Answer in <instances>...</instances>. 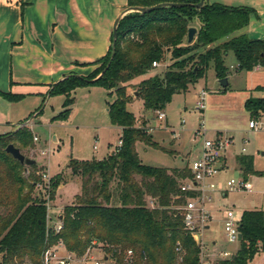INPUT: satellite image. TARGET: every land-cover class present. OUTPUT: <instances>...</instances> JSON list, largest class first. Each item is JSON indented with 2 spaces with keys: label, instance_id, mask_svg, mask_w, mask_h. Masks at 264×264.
<instances>
[{
  "label": "trees",
  "instance_id": "16d2710c",
  "mask_svg": "<svg viewBox=\"0 0 264 264\" xmlns=\"http://www.w3.org/2000/svg\"><path fill=\"white\" fill-rule=\"evenodd\" d=\"M166 2L189 5L123 15L114 48L111 45L97 61L101 67L87 76L67 75L48 91L49 96L65 97L62 110L52 120H66L74 102L72 91L87 86L104 88L107 95H115L108 103L109 121L121 128V146L117 151L108 152L101 159L69 160L68 168L80 178V188L75 202L63 208L59 232L46 230L45 200L32 198L30 191H23L25 187L32 190L39 175L33 176L32 184L27 185L30 175L20 173L24 165L5 151L11 141L29 144L32 132L21 126L15 132L0 134V264H22L25 257L38 264L45 246L59 239L67 249L81 254L93 237L111 246L109 249L113 246L121 252L132 249L134 264H199L200 247L185 230L181 210L191 195L180 190L181 182L191 176L188 165L168 169L142 163L136 150L138 142L162 148L143 124L136 125L135 115L127 109L131 97L126 89L131 81L151 71L152 62L161 61L165 50L171 49L172 62L161 76L154 74L141 79L137 89L145 109H164L174 94L203 77L210 63L219 79L226 78L224 57L230 52L237 61V70L251 71L256 65L264 66V39L249 38L244 33L228 37L248 25L254 11L247 6L212 2L196 8L190 4L199 0H127V5L151 7ZM193 17L201 24L193 43L211 46L205 53L190 58L193 63L186 68L180 57L191 49V43L182 44ZM131 33L138 34L137 41L122 45ZM0 96L9 101L22 97L1 90ZM254 107L256 111H264L263 102L245 101L246 110L252 109L254 113ZM236 162L244 179L256 173L252 156L242 153L236 156ZM30 168L36 169L37 164ZM61 181H64L61 174L49 179L52 197ZM113 184L118 205L109 204L114 197ZM147 197L155 200V207L147 205ZM239 232L242 238L236 254L217 264H248L264 252V209L243 210ZM177 241L185 253L178 263Z\"/></svg>",
  "mask_w": 264,
  "mask_h": 264
},
{
  "label": "rangeland",
  "instance_id": "374dc122",
  "mask_svg": "<svg viewBox=\"0 0 264 264\" xmlns=\"http://www.w3.org/2000/svg\"><path fill=\"white\" fill-rule=\"evenodd\" d=\"M212 2L237 7L240 5L241 0H204V3L210 4ZM137 12L131 9L124 16L133 15ZM188 24L189 28L194 27L196 31L201 26L197 17L191 18ZM239 32L240 30L228 37L238 35ZM246 32L245 27L240 33L246 34ZM228 37L223 40L228 39ZM137 38L138 34L131 33L126 36L122 45L137 41ZM193 42H195V35L192 42H190L191 49L180 57L186 64V68L193 63L194 59L190 58L205 53L211 46ZM186 43L187 34L182 45H186ZM170 50H165L163 59L157 61L158 66L153 67L152 65L151 71L137 79H144L146 76L154 74L161 76L172 62ZM236 63L237 61L231 52L224 57V64L227 68L226 78L228 80L226 87L220 84L214 66L210 63L203 77L189 83L185 90L171 97V100L162 109L166 113V120H158L156 110L145 109L138 94L134 95L133 92H137L139 81H131L126 89L127 94L131 97V101L127 103V109L137 116L136 125H144L148 132L154 135V137L152 136L153 140L162 148H153L138 142L136 150L142 163L168 169L183 168L193 158L197 143L202 142L204 135L211 137L216 130L221 129L227 130V132H220L229 135L234 143L228 151V153L230 152L228 156L229 169L226 168L220 172L217 176L218 179L223 180L230 177L237 179L243 176L237 162H234L233 152H237L243 146L246 149L243 155L252 156L253 169L256 173L245 177L251 182L252 188L249 191L236 190L225 194L213 192L211 194L212 199L204 204V208L210 216L207 220L210 227L209 229L200 230L203 234V241L199 247L200 250L203 248L206 258L216 264L221 260L219 257L220 251L237 252L239 248V244L228 243L225 238L223 222L226 212L232 210L237 217H240L243 210L264 209V130L248 128L250 120L264 119V111H256L254 107V113H252V109L246 110L244 108L247 99H251L256 103L260 101L264 103L261 98L260 86H257L258 83L262 82L264 69L237 70L235 69ZM93 66L92 72L98 70L101 63L96 62ZM201 90L206 92L203 110L197 108ZM72 97H74L72 110L66 120H52L53 116L62 110L64 101H62V97H56L45 106L43 104L40 107L41 112H38L35 116L40 123L32 124L29 128L33 137L37 136L38 141L35 142L32 138V141L27 145H22L16 140L11 141L14 146L20 149L23 155L36 159V169L24 166V170L21 167L20 173L25 177L30 175L26 181L27 185L32 184L35 175H39L40 179L32 190L25 187L23 191H30L32 198H37V200L47 199L52 220L63 213L65 206L75 202V195L79 192L80 178L71 173L68 168L69 160L101 159L108 152L114 150L121 134L120 130L110 123L106 112L108 103L113 101L115 95L96 94L95 104L89 98H86L81 91H76L75 94H72ZM61 101L62 104H60ZM181 120H183V123H180ZM199 128L200 134L196 135L195 131ZM17 129L15 128L12 132ZM203 130L204 132H202ZM94 145L96 148H94ZM41 149L46 150L45 155L40 154ZM42 174H49V177L47 176L49 179L56 174H61L63 177L64 181H61L55 189L53 197L50 182L43 181ZM60 185L62 186L59 187ZM111 188L114 197L109 204L118 205L117 194L113 189L115 184ZM146 200L149 207L156 206L154 199L147 197ZM80 239L83 240L84 235ZM176 244V263H178L180 257H183L185 253L182 248L178 251L180 246L178 241ZM26 260L28 258H23V261ZM248 264H264V252L257 254Z\"/></svg>",
  "mask_w": 264,
  "mask_h": 264
},
{
  "label": "crops",
  "instance_id": "0c3cea01",
  "mask_svg": "<svg viewBox=\"0 0 264 264\" xmlns=\"http://www.w3.org/2000/svg\"><path fill=\"white\" fill-rule=\"evenodd\" d=\"M239 6L254 11L247 36L264 39V0H241ZM129 10L127 0H0V90L22 96L18 101L0 96V134L21 126L31 128L40 123L35 116L43 104L56 97L63 101L64 95L49 96L48 91L67 75L91 73L112 45L115 21ZM76 91L94 104L96 94L108 93L102 87L87 86L71 95ZM233 153L236 163L240 149ZM229 155L224 157L228 169Z\"/></svg>",
  "mask_w": 264,
  "mask_h": 264
},
{
  "label": "built area",
  "instance_id": "2783aa9c",
  "mask_svg": "<svg viewBox=\"0 0 264 264\" xmlns=\"http://www.w3.org/2000/svg\"><path fill=\"white\" fill-rule=\"evenodd\" d=\"M153 67L158 66V62H152ZM262 66L256 65L254 69L259 70ZM261 98L264 101V78L260 86ZM206 96L205 90H201L199 93L197 108L203 110L205 107L204 99ZM156 117L158 120H166V113L161 110H156ZM180 123H183L181 120ZM182 127V125H181ZM250 129L264 130V119H253L248 122ZM204 132V130L202 131ZM196 135L200 134V128L195 131ZM204 134V133H203ZM33 140L38 141L37 136L33 137ZM244 142H246L244 140ZM234 140L220 131H215L211 137L204 135L202 142L197 143L194 156L188 163V168L191 173L189 178H186L181 182L180 190L188 192L191 195L187 197L186 203L182 206L183 225L185 230L193 237L197 245H201L203 238L201 229L208 225L207 220L209 213L205 210L204 204L212 199L213 192H221L225 194L229 191L245 190L249 191L252 188V184L248 179H244L243 176L235 178H227L220 180L217 178L218 174L225 170L227 166L224 163V157L231 149ZM121 146V141L118 139L114 151ZM94 148L96 146L94 145ZM245 147L240 148V152L244 153ZM41 155H45L46 150L41 149ZM42 174V180L49 182V176ZM40 184V183H38ZM46 205V230L49 232H59L62 229V216L57 215L52 220L48 200L45 199ZM210 217V216H209ZM223 230L225 238L228 243L239 244V217L235 215L232 210L226 212V217L223 222ZM199 235V239L196 240L195 235ZM111 247V246H110ZM108 244L101 242L97 238H91L85 247V250L78 254L75 251L67 249L64 242L59 239L53 244L45 246L39 257L38 264H134V253L132 249H127L121 252L120 248L113 246L112 249ZM181 247H178V251ZM235 251H220V259L230 258ZM146 257L143 256L142 261L145 262ZM182 260L180 257L179 261ZM22 264H33L31 261H23ZM199 264H216L214 261L207 259L203 248L199 253Z\"/></svg>",
  "mask_w": 264,
  "mask_h": 264
},
{
  "label": "water",
  "instance_id": "95a60500",
  "mask_svg": "<svg viewBox=\"0 0 264 264\" xmlns=\"http://www.w3.org/2000/svg\"><path fill=\"white\" fill-rule=\"evenodd\" d=\"M204 3V0H199L198 3H195V4H191L192 6L198 8V7H201ZM183 5H189V4H184V3H159V4H156V5H153L151 7H148V8H145V7H129V9H133V10H136L138 12H140L141 14L143 13H146V12H149L151 10H154L158 7H180V6H183ZM123 17V16H122ZM121 17V18H122ZM121 18H118L115 23H114V26H113V32H112V47L114 48V45H115V41H116V38H117V26H118V23H119V20ZM195 32H196V29L194 27H190L188 28V31H187V42L190 43L192 42L193 38H194V35H195ZM114 53V50L112 51V55ZM219 82L220 84L223 86V87H226L228 85V80L227 78H222V79H219ZM138 92H134V95H137ZM5 151L7 153H9L15 160H17L20 164L24 165V166H31V165H35L37 164V161L36 159H33V158H29V157H26L25 155H23L20 151V149L16 146H14V144L12 143H9L6 147H5ZM196 237V240L199 239V235L196 234L195 235ZM242 236L241 234L239 233L238 235V239L239 241L241 240Z\"/></svg>",
  "mask_w": 264,
  "mask_h": 264
}]
</instances>
